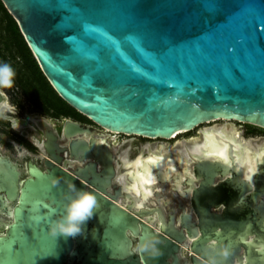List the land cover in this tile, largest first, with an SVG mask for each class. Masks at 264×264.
<instances>
[{"label":"water","instance_id":"1","mask_svg":"<svg viewBox=\"0 0 264 264\" xmlns=\"http://www.w3.org/2000/svg\"><path fill=\"white\" fill-rule=\"evenodd\" d=\"M2 2L54 90L98 126L162 138L218 116L264 127V0ZM36 124L45 169L0 153V212L9 217L0 223V264H203L210 255L219 264H264V151L241 163L236 144L217 133L227 160L176 157L184 172L167 176L154 165L151 186L193 188L180 215H165L141 183L140 196L132 182L117 186L111 146L97 128L67 118L59 141L45 119ZM64 156L77 158L73 168ZM78 191L95 196L93 215L81 233L52 236L49 226ZM146 235L158 238L159 255L132 251Z\"/></svg>","mask_w":264,"mask_h":264},{"label":"bare ground","instance_id":"2","mask_svg":"<svg viewBox=\"0 0 264 264\" xmlns=\"http://www.w3.org/2000/svg\"><path fill=\"white\" fill-rule=\"evenodd\" d=\"M1 92L4 94L5 99L3 101H0V112L3 113L4 115H8L9 111H13V107L9 101V96L3 91V89H1ZM10 118L12 120L13 126L16 129L21 130L27 136L31 135L27 128L28 127L34 128V125L29 123L27 119L21 118V117L19 118L10 117ZM222 118H224L225 120L222 121ZM233 119L234 118H231V117H219V116L209 119L207 120V122L213 121V124L202 125L201 127H199V131L201 134L192 135L188 138H178L172 143L169 142V139L176 138L179 132L187 131L189 129H182L180 131H176L172 135L163 137L165 138V140L160 141V146H159L160 148L159 150H157L158 152L156 151L157 144H158L157 140L144 146L142 149V155L139 156L136 160L130 159L127 156H123L121 167L122 168L125 167V169L121 172L120 171L116 172L115 174L116 179L118 180L119 184L122 185L123 190H127L131 182L134 184V187L136 189L140 190V186L138 183H141L143 185L142 186L143 191L145 192L146 190L145 200H152L150 199L152 198V196H150L149 194L152 189L151 182L155 181L154 172L151 171L150 173L151 175L146 176L145 178L143 176H140L139 180L136 175L137 172L140 173V168H141L140 165L142 164V161L146 159L154 164L156 161H161V159L159 158L160 153L167 152V151H171L173 154L180 155L181 157H186L187 160L189 159L188 157L190 156L198 157V158H202L205 156L209 158L222 157L223 159L227 160L228 157H227L226 145H223V147H220V148L215 147L217 144V140H216L217 133L223 136L224 138H226L227 140L232 141L236 144L235 151L241 163L244 162L248 158H251V161L254 163L255 156L257 154H260L261 150L264 151V141H262L259 145H257L255 141L259 140L260 138L244 137V135L242 134V129L239 127V125L236 124L235 121H233ZM47 122L50 125L55 126V124L50 123L49 121ZM111 131L119 132L117 130H112V129ZM98 133L100 134V137L103 140L105 139V136L110 135L109 132H106L105 130H100V129ZM111 135H113V133H111ZM112 137L116 138V141H118L117 136H112ZM152 138H158V137L152 136ZM34 140L38 146H42L41 141L38 138H34ZM146 149L149 151L148 155H145L144 153ZM19 151L20 153L25 152V150H23L22 147H19ZM69 159L71 160V163L77 161V158H73V159L69 158ZM98 162L101 163L100 160H98ZM132 162L133 164L129 165ZM169 163H170L169 165L170 167H174L176 162H174V159L171 158ZM155 165L159 167L158 163H156ZM180 171L182 173L184 172V164ZM127 172H130V176H131L130 181L127 179ZM248 174H250V172H248ZM144 183L147 185H145ZM175 187L176 188H174V190L178 191V186H175ZM138 190L136 191V193H138V196H140L141 194H144L141 190L139 192ZM181 190L182 191L184 190L183 187ZM183 193L185 194V196L183 195L182 197L185 198L186 201L187 200L190 201L193 195V190H191L189 195H187L186 191H183ZM121 197L122 198H120V196L118 197V201L126 202L124 197L123 196ZM162 201L166 202V204L169 205L167 199H163ZM155 222H153V225ZM189 242L190 241L187 240L185 246H187V243Z\"/></svg>","mask_w":264,"mask_h":264},{"label":"flooded vegetation","instance_id":"3","mask_svg":"<svg viewBox=\"0 0 264 264\" xmlns=\"http://www.w3.org/2000/svg\"><path fill=\"white\" fill-rule=\"evenodd\" d=\"M82 115H84V114H82ZM7 116L16 117L15 114H14V111H9V113H8ZM59 117H60L59 120H60V125L61 126H62V123L65 121V119L70 118V119H74L76 121H79L84 126H89L90 129L97 128L98 131L100 129V130H105L106 132H109L110 135L105 136V139L103 141L104 142H109V144L111 146V149H112V152H113V160H114V164H115V167H116V172H119V171L121 172V169H122V167H121L122 166V158H123V156H127L128 157L129 152L131 150V149H129V146L124 147L123 150H121V151H117L116 150V148L123 142L122 136H133V137L140 136V135H134V134L129 135V134L121 133V132H112L110 129H107V128L98 126L96 123H94L86 115H84V117L86 118V120H81V119H78V118H74V117L69 116V115L68 116H64V115L63 116H58L56 118H59ZM222 119L225 120L224 118H222ZM233 121H235V122L249 123V122L242 121V120L235 119V118L233 119ZM210 123H213V121H211V122H207V121L202 122V123L196 125L195 127L187 130V131L179 132V134L187 133V132H189V131H191V130H193L195 128L199 129V127H201L202 124H206L207 125V124H210ZM250 124H252V123H250ZM9 125L12 128H15L13 126L12 120L10 118L0 117V131L6 133L7 135H9V137H11V139H10L11 141L10 142L13 143V146L18 151H19V147H22L23 150H25L24 153H20L22 156H25L24 161L22 163L19 162L20 165H21V167H25V163H27L29 161V159L33 158L36 161L37 165L41 169H45L46 168V164H45V161L44 160H45V158L46 159H48V158L45 156V154L43 153V151L40 148V146H38L37 143L34 140V138H38L41 141V144H42L43 143V139L45 138L43 131L42 130L40 131V137H36V136H34L32 134L30 136H27L21 130H20V134L21 135H15L14 133H12V132H10V131H8L6 129V126H9ZM256 126H258V125H256ZM52 127H53L54 132L58 135V138H59V141H60V139H62V137L60 136V130L61 129L58 130L55 126H52ZM30 128L31 129H34L32 127H28L27 129H30ZM262 128H264V127H262ZM111 133L115 134L114 136L117 135L118 141H116V138H113L112 137ZM199 133H200V131H199ZM98 136L100 137V134H98ZM25 137H31L32 138V141L31 142L30 141H27V139ZM140 137L141 138L148 139L149 142L146 143V144H142L137 149V152L133 156L131 155V157H128V158L136 160L139 156L142 155V149H143V147L146 146L147 144H150L151 142L156 141V140L158 141L157 148H156V151H157L160 148L159 147L160 146V141L161 140H165V138H162V137H158V138L144 137V136H140ZM172 139L175 141L176 139H178V137L172 138ZM60 143H61L60 145H62V142H60ZM132 145L134 146L136 144H132ZM0 148H1V146H0ZM34 149H39V150H41V152L39 154L33 153L32 151ZM1 150H0V153L1 154L8 155L9 157H11V155H9L8 153L2 152ZM144 153H145V155H148L149 151L146 149ZM164 156L166 158H173L174 159V162H176L175 165H174V167L176 169H178V170H181V168L183 167V164L182 165H179L178 164V160L176 159V157H181L180 155L173 154L171 151H167V152L160 153L159 158L164 157ZM181 158H184V159L187 160L186 157H181ZM188 158H189L188 160H191V157H188ZM13 160H15V159H13ZM92 160L96 162L97 168L100 169L101 168V163H99L97 159H92ZM73 163H71V160L69 158H67L66 156H64V158L62 160V165L63 166H65L67 168H73L74 167ZM114 182L117 183V186H118L119 182L116 179V177L114 178ZM175 186H178V185H176V183L173 180L172 181H169V182H164L162 184L156 183V184L152 185V194L150 195V196H152V198H150V199H152L151 201H153V204L154 205L156 204V205L162 207V210H163V212H164L165 215H169L171 213H174V215H180L181 212H182V209L179 208V205L178 204L179 203L186 204L187 201L190 202L189 200L186 201L185 198L182 197L183 195L180 194V191H182L181 190L182 187L184 189L186 187V185L185 186L184 185H180V187L178 186V191H175L174 190V188H176ZM191 190H193V188ZM120 198H122V197L120 196ZM163 199H167L169 205H171V206H169L168 204H166V202L162 201ZM189 206L192 209L191 203L189 204ZM173 209H175V211ZM192 214H193V216L197 217V213L193 209H192ZM7 221H9V217L7 215H5L4 213L0 212V223L7 222ZM65 264H79V262L77 260H73V261H70V262L67 261V262H65Z\"/></svg>","mask_w":264,"mask_h":264},{"label":"trees","instance_id":"4","mask_svg":"<svg viewBox=\"0 0 264 264\" xmlns=\"http://www.w3.org/2000/svg\"><path fill=\"white\" fill-rule=\"evenodd\" d=\"M0 61L15 70L14 84L34 108L51 116L82 115L54 90L34 58L17 21L0 0ZM84 116V115H82Z\"/></svg>","mask_w":264,"mask_h":264},{"label":"rangeland","instance_id":"5","mask_svg":"<svg viewBox=\"0 0 264 264\" xmlns=\"http://www.w3.org/2000/svg\"><path fill=\"white\" fill-rule=\"evenodd\" d=\"M3 91L9 96V101L13 107V111L16 117H21V118H25L27 119L31 124L34 125V129H28L30 134L36 136V137H40V131L41 129L38 127V125L36 124V120L38 119H45L47 121H49L50 123L55 124V127L60 130L61 129V125H60V117L56 118L55 116H51L49 114H44L41 113L39 111H37L34 106L25 99V97L20 93V90L17 86H15V84L13 83V86L11 88H4ZM78 119L81 120H86V118L82 115H78ZM220 121V120H219ZM223 121V119H222ZM213 124V123H210ZM237 125H239V127L242 129V134L244 135V137L246 138H260L259 140H256L255 143L257 145H259L262 141H264V128L260 127V126H256L254 124H250V123H244V122H236ZM60 125V126H59ZM202 125H206V124H202ZM209 125V124H207ZM6 129L12 133H14L15 135H21L20 134V130L16 129V128H12L10 125L6 126ZM199 129L195 128L187 133H182L179 134L177 137L178 138H188L192 135H199ZM115 134H113L112 136H114ZM117 136V135H116ZM27 139V141H32L31 137H25ZM11 137H9V135H7L6 133L0 131V146H1V151L8 153L9 155H11V157L13 159H15L16 161L22 163L25 159V156H22L20 154V152L13 146V143L10 142ZM123 142L116 148L117 151H121L123 150L124 147L129 146L130 152L128 157H131V155L133 156L136 152L137 149L142 145V144H146L149 142L148 139L146 138H141L140 136H122ZM151 141V140H150ZM173 139H170L169 142H173ZM33 143V142H32ZM132 144H136V145H132ZM34 145V144H33ZM217 148L222 147L219 144H216ZM33 153L39 154L41 152V150L39 149H34L32 151ZM171 158H162L161 161H156L154 164L150 161L147 162H143L142 166L140 168V172H142V176L145 178L146 176L151 175V168H153V166L158 163L159 167L162 171H164L163 174L164 176L167 175H171L174 171H176L177 169L175 167H170V161ZM173 164V163H172Z\"/></svg>","mask_w":264,"mask_h":264},{"label":"clouds","instance_id":"6","mask_svg":"<svg viewBox=\"0 0 264 264\" xmlns=\"http://www.w3.org/2000/svg\"><path fill=\"white\" fill-rule=\"evenodd\" d=\"M15 70L8 62L0 61V89L11 88L14 83ZM52 184H56L57 180L53 178ZM97 206V201L92 193L78 191L74 199L66 205V212L62 219L53 222L49 226V231L52 236L63 234L65 236H75L82 231V225L93 215V209ZM158 230V229H157ZM158 238L151 235L143 236L138 240L135 247L132 249L137 254L150 252L151 255H159V249L156 248ZM215 249L216 241L211 243ZM218 255L227 257L230 254V249L227 245L219 247ZM203 264H219L217 256L210 255L204 259Z\"/></svg>","mask_w":264,"mask_h":264},{"label":"snow or ice","instance_id":"7","mask_svg":"<svg viewBox=\"0 0 264 264\" xmlns=\"http://www.w3.org/2000/svg\"><path fill=\"white\" fill-rule=\"evenodd\" d=\"M126 39H127V40H130V42H131L132 44H134V46H135L136 48H139V47H140V42H139L138 38L126 37ZM117 47H119V43H118V42H117ZM153 162H155V161H153ZM193 237L195 238V234L193 235Z\"/></svg>","mask_w":264,"mask_h":264}]
</instances>
